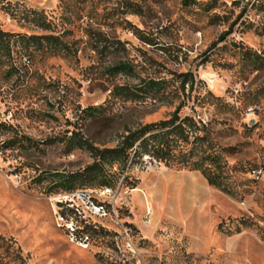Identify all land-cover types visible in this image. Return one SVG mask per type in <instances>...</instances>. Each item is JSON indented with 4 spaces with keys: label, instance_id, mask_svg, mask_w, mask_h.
<instances>
[{
    "label": "rangeland",
    "instance_id": "obj_1",
    "mask_svg": "<svg viewBox=\"0 0 264 264\" xmlns=\"http://www.w3.org/2000/svg\"><path fill=\"white\" fill-rule=\"evenodd\" d=\"M150 81L184 93L112 94ZM176 109L205 125L235 193L154 160L104 164L116 219L70 241L49 201L95 152L68 148L113 149ZM0 264H264V0H0Z\"/></svg>",
    "mask_w": 264,
    "mask_h": 264
},
{
    "label": "trees",
    "instance_id": "obj_2",
    "mask_svg": "<svg viewBox=\"0 0 264 264\" xmlns=\"http://www.w3.org/2000/svg\"><path fill=\"white\" fill-rule=\"evenodd\" d=\"M44 40L55 41V37H40ZM128 67L120 64L112 68L115 72H126ZM180 83L178 89H166L162 82L150 81L143 86L133 88L115 87L112 90L114 96H122L126 100H136L141 95L155 97L157 95L165 98H175L178 94L184 93V84ZM172 90V91H170ZM191 92V88H190ZM99 107H88L85 109L87 116H93L99 112ZM179 109L173 111L167 120L156 123L145 124L121 138L118 145L113 149L98 150L89 142L80 139L77 147L95 152L94 163L80 173L69 176H58L59 184L65 193L74 191L75 181L97 179L98 186L110 188L111 181L102 170L104 164H121L123 168L131 163L132 159H140L144 156L164 163L185 168L189 171L198 172L206 180L209 186L221 192L233 195L236 185L230 180L226 162L221 149L214 143L211 134L205 125L196 121L191 115H178ZM74 135L70 134L68 143L74 140Z\"/></svg>",
    "mask_w": 264,
    "mask_h": 264
},
{
    "label": "built area",
    "instance_id": "obj_3",
    "mask_svg": "<svg viewBox=\"0 0 264 264\" xmlns=\"http://www.w3.org/2000/svg\"><path fill=\"white\" fill-rule=\"evenodd\" d=\"M142 158L144 161L152 160L147 156ZM261 173L262 169L251 172L254 178H258ZM110 196V188L100 187L96 190H74L50 198L54 225L61 229L70 241L86 248L89 240L85 232L87 227L96 229L94 224L97 221L116 219Z\"/></svg>",
    "mask_w": 264,
    "mask_h": 264
}]
</instances>
